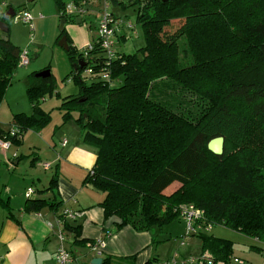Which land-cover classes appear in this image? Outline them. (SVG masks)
Instances as JSON below:
<instances>
[{
  "label": "trees",
  "instance_id": "obj_1",
  "mask_svg": "<svg viewBox=\"0 0 264 264\" xmlns=\"http://www.w3.org/2000/svg\"><path fill=\"white\" fill-rule=\"evenodd\" d=\"M70 1L82 0H55L59 17L67 22L72 19L65 14ZM105 1L108 9L112 2L123 8L137 3L136 21L146 39L142 47L133 53L116 50L113 58L96 47L94 59L88 60L66 27L58 35V40L67 36L72 78L81 88L77 96L64 98L63 122L75 119L84 139L98 150L86 181L106 193L101 203L105 216L120 218L116 228L131 224L150 230L180 216L181 204H193L213 224L264 242V0ZM29 3L21 10L29 9ZM89 4L90 13L97 11ZM9 32L10 27L0 30V104L23 49ZM82 59L88 64L81 66ZM107 60L112 82L99 77ZM91 64L89 82L82 73ZM175 82L191 89L203 108L179 109L182 94L175 93ZM53 89L51 74L37 77L27 89L33 112L14 114V125L0 128V138L17 143L27 130L40 131L51 115L40 110L39 98ZM217 136L225 138L222 155L208 148ZM56 184L53 176L46 189ZM60 204L56 197L29 198L26 209L57 210ZM64 221L75 233L74 243H85L79 239L81 225ZM200 237L214 263L229 261L233 241L206 233ZM100 264H135V255L107 254Z\"/></svg>",
  "mask_w": 264,
  "mask_h": 264
},
{
  "label": "crops",
  "instance_id": "obj_2",
  "mask_svg": "<svg viewBox=\"0 0 264 264\" xmlns=\"http://www.w3.org/2000/svg\"><path fill=\"white\" fill-rule=\"evenodd\" d=\"M98 2L91 1L89 6L92 10L97 9ZM91 15L97 19V11H92ZM128 30H123L118 40L126 36ZM67 32L72 44L78 49L82 50L91 41L87 26L77 28L69 25ZM5 101L6 97L0 105V128L9 130L14 125V114L26 113L27 109L14 103L7 107ZM59 120H62L56 126H59V130L49 132V140H46L47 137L40 140L33 134L37 130L31 128L24 133L21 141L11 143L8 148L0 146V264H59L56 260L60 245L58 220L65 209L78 212L76 217L66 218L70 223L81 225L79 239L86 240L85 243H74L75 233L65 228L64 224V244L71 253V264H93L94 257L103 259L107 254L135 255V264H161L170 258H175L174 263L170 264H188L185 260L189 256L201 258L195 264H264V242L257 238L254 240L261 245L253 244L249 250L231 255L229 261L214 263L210 253L203 251L200 237V233L213 235L211 230H190L181 215L175 218L179 219L177 223L171 221L163 227L155 225L150 230L140 231L131 224L116 228L120 218L106 217L101 205L106 193L86 181L97 161V148L84 139L81 126L75 119L67 122H63V118ZM37 132L42 135L44 130ZM65 139L67 143L63 144ZM32 148L34 150L29 151L31 153H25L26 149ZM37 149L47 152L48 156L43 157ZM29 157L30 165L36 167L30 174L20 169V160ZM39 162L46 173L55 166L47 177L48 185L44 184L42 176L36 172ZM53 176L57 181L56 187L48 190L46 188ZM27 179L37 180L43 188L34 187ZM30 187L35 192L27 197L26 192ZM55 197L61 201L57 210L49 206L39 210L26 209L29 198ZM105 232H109L106 237ZM91 242H95L94 245Z\"/></svg>",
  "mask_w": 264,
  "mask_h": 264
},
{
  "label": "rangeland",
  "instance_id": "obj_3",
  "mask_svg": "<svg viewBox=\"0 0 264 264\" xmlns=\"http://www.w3.org/2000/svg\"><path fill=\"white\" fill-rule=\"evenodd\" d=\"M123 1V4L128 3L127 0ZM7 2L11 7L16 8V12H19L21 10L20 5L27 3V0H0V12L7 10ZM28 5L29 10H31L32 14L35 16L33 20L36 27L34 31L35 33L31 32V28L27 23H24L21 20L16 22L14 16H10L6 19V23L10 27V32L7 36H9L10 39L20 48L28 47L30 50V63L27 66H19L14 72L13 82L7 89L5 95V104L7 107L12 103H14V105L20 104V106L27 109L25 110L26 113L31 114L33 112V106L27 93L28 86L31 81H33V83L37 82L36 73L44 69H49L54 89L52 92L48 91L44 96L39 98V106L42 112L44 111L51 115V119L41 129L42 131L44 130L42 135L37 131H34L33 133L35 136H38L40 140H44V137H47L46 140H49V132L52 133L55 129L57 132L59 130V126H56L57 123H61L62 121L59 119L63 118V110L60 107L64 98L66 96H77L81 88L79 80L72 78V65L69 61L67 51L59 44L58 35L60 33L61 18L59 17L55 0H33L30 1ZM96 7L97 9L94 10H99L104 7V0H99ZM109 10L123 19H130L135 25V28L129 29L126 36H122V39L116 43L115 49L119 52L133 53L138 48L142 47L145 44L146 39L141 24L136 21L138 10L137 3L132 5L128 4L127 7L123 8L122 4L112 2ZM87 16L88 17L81 22L76 21V18L79 16H76L75 18L72 17L70 21L66 22L65 27L68 29L69 25L77 26V28L81 25L87 26L90 31V40H92L95 36L94 26L96 19L94 15L88 14ZM4 36H6V34ZM185 46V39L183 38L179 44V54L181 58L183 57ZM87 75V72L82 73L83 78L89 81ZM155 92L156 91H154V94ZM175 93L178 95L182 94L179 100L181 104H178L179 109H187L191 107L196 111H199L203 108L200 105L201 102L198 100L197 95H195L189 88L183 89L177 82H175ZM48 148L50 149V147ZM31 150L34 149H26L25 153H28ZM38 151L41 152L43 157L48 156L47 152ZM30 160L31 157L22 158L20 160V169L28 174L33 172V169L36 168L33 165H30ZM37 168L38 170H36V172L40 173L45 181L44 184L48 185L49 178L47 177L54 171L55 166H53L52 170L48 171V173H46L47 171H45L43 166L40 165V162L38 163ZM27 180V182L34 185V187H37L38 189L43 188L42 184L40 182L38 183L37 180ZM184 204L186 203L181 204L180 207L184 206ZM178 220L179 219H174L173 222L177 223ZM211 233L233 241V254H240L242 251H247L253 244L261 245L254 240V237L248 236L243 232L232 229L223 224H214Z\"/></svg>",
  "mask_w": 264,
  "mask_h": 264
},
{
  "label": "built area",
  "instance_id": "obj_4",
  "mask_svg": "<svg viewBox=\"0 0 264 264\" xmlns=\"http://www.w3.org/2000/svg\"><path fill=\"white\" fill-rule=\"evenodd\" d=\"M92 1V0H90ZM89 3V0H82L80 4H77L73 1L68 2L65 9V14L71 16V18H75L79 16L82 18H87L88 14H91L88 9H86L85 5ZM109 3L105 1L104 7L97 10V19L95 21V36L93 39L88 43V45L83 49L85 58L94 59V54L91 53L96 47L101 48L104 51L105 56L109 58H113L116 56V49L115 45L117 42V37L123 32L125 29H133L135 25L132 23L130 19H123L115 15L113 12H110L108 9ZM15 21L19 22L20 20L24 23H27L30 28L31 32L33 33L35 30V25L33 23L34 15L32 14L31 10L23 9L19 12L15 13L14 15ZM35 33V32H34ZM19 65L20 66H27L30 63V50L28 47L23 48L20 51L19 56ZM88 60L87 64H88ZM107 65L99 76L100 79L107 80L108 82H112L111 71H110V61L107 60L105 62ZM85 72L91 74L93 72L92 64L89 65ZM17 130H12V135H15ZM67 143V139L63 140V144ZM11 145V141L8 139H1L0 138V146L4 148H8ZM34 192L33 188H28L26 192V196H29ZM78 212L65 209L64 216L65 218H74ZM180 215L184 218L188 228L193 231L198 232H207L213 229L214 224L206 219L204 210L197 208L193 204H186L181 207ZM64 218H60L58 220V224L60 226L59 230V238H60V245L56 252V260L59 264H71L72 257L71 253L65 246L64 242L66 239L65 231H64ZM94 247V246H93ZM201 259L200 257L196 256H189L186 258L185 262L188 264H195L197 261ZM235 260L238 261L236 258ZM175 258H170L168 260H163L161 264H170L174 263Z\"/></svg>",
  "mask_w": 264,
  "mask_h": 264
},
{
  "label": "water",
  "instance_id": "obj_5",
  "mask_svg": "<svg viewBox=\"0 0 264 264\" xmlns=\"http://www.w3.org/2000/svg\"><path fill=\"white\" fill-rule=\"evenodd\" d=\"M29 1H32V0H29ZM14 14H15V11L12 8H10L9 10H7L4 18L7 19L10 16H13ZM5 19H0V30L6 32L9 30V26L6 23ZM76 21L81 22V17H77ZM66 22H67L66 18L61 19V24H60L61 30L64 29ZM59 44L62 47H64L65 49H68L69 43H68V39H67L66 35H63L61 37V39L59 40ZM79 64L81 66L86 65V61L84 59H82L79 61ZM49 75H50L49 69H44V70L36 73V76H38V77H47ZM224 146H225V138L223 136L214 137L208 143L209 150L212 151L213 153L217 154V155H222L224 153ZM102 260L103 259L101 257L97 256V257H94L92 259V263L93 264H100L102 262Z\"/></svg>",
  "mask_w": 264,
  "mask_h": 264
}]
</instances>
